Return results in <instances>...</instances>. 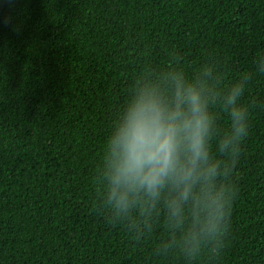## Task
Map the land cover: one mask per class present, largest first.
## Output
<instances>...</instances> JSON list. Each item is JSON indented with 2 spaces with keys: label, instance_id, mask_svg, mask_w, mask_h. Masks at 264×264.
<instances>
[{
  "label": "trees",
  "instance_id": "obj_1",
  "mask_svg": "<svg viewBox=\"0 0 264 264\" xmlns=\"http://www.w3.org/2000/svg\"><path fill=\"white\" fill-rule=\"evenodd\" d=\"M260 56L264 0H0V264H264ZM204 61L225 86L250 75L242 103H256L224 250L190 257L163 250L182 233L162 207L148 226L136 210L111 217L102 155L138 81Z\"/></svg>",
  "mask_w": 264,
  "mask_h": 264
},
{
  "label": "clouds",
  "instance_id": "obj_2",
  "mask_svg": "<svg viewBox=\"0 0 264 264\" xmlns=\"http://www.w3.org/2000/svg\"><path fill=\"white\" fill-rule=\"evenodd\" d=\"M255 63L264 73V56ZM250 80L243 74L225 86L222 69L204 61L198 72L173 67L157 79L138 81L102 155L111 217L131 218L136 210L148 226L162 207L169 232L182 233L163 244L164 251L179 244L195 257L205 242L223 251L237 194L234 173L256 103H242ZM221 114L229 118L227 130H219Z\"/></svg>",
  "mask_w": 264,
  "mask_h": 264
}]
</instances>
